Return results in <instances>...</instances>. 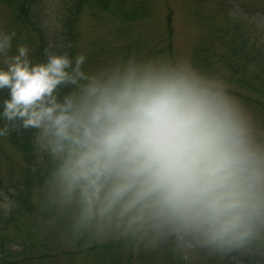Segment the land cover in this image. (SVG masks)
<instances>
[{
	"label": "clouds",
	"instance_id": "1",
	"mask_svg": "<svg viewBox=\"0 0 264 264\" xmlns=\"http://www.w3.org/2000/svg\"><path fill=\"white\" fill-rule=\"evenodd\" d=\"M41 56L0 23V142L27 135L43 227L68 247L166 250L176 264L264 256V115L190 57L130 52L92 65L42 0ZM0 187V214L16 208Z\"/></svg>",
	"mask_w": 264,
	"mask_h": 264
},
{
	"label": "rangeland",
	"instance_id": "2",
	"mask_svg": "<svg viewBox=\"0 0 264 264\" xmlns=\"http://www.w3.org/2000/svg\"><path fill=\"white\" fill-rule=\"evenodd\" d=\"M145 6L146 12L124 9L123 13L116 7L106 11L85 7L79 19L76 52H86L92 65L133 51L190 57L203 69L226 76L233 90L264 115V76L262 85L259 81L253 83L254 87L263 86L261 91L252 90L238 81L231 65L224 60L217 57L213 64L207 65L198 56L202 50L209 56L219 55L224 50L219 43L223 38L222 28L232 26L238 29H229L227 34L237 38L231 37L230 45L238 53H245L249 47L264 51V0H146ZM0 23L16 28L20 33L18 42H24L26 36L36 49L35 33L17 20L14 8L4 0H0ZM247 68L248 75H253L258 66L253 63ZM31 179L21 152L9 138L0 142V187L13 189L24 184L27 188L28 184L32 194L35 182ZM12 222L16 226L7 234L5 248L13 256L0 258V264H176L174 259L167 260L164 250L133 253L116 243L87 249L68 247L56 233L43 227L40 216L30 213ZM23 245L29 248L23 251ZM230 259L227 255L206 256L199 264H232Z\"/></svg>",
	"mask_w": 264,
	"mask_h": 264
},
{
	"label": "trees",
	"instance_id": "3",
	"mask_svg": "<svg viewBox=\"0 0 264 264\" xmlns=\"http://www.w3.org/2000/svg\"><path fill=\"white\" fill-rule=\"evenodd\" d=\"M8 5H10L15 10L16 18L22 25L28 27L36 35L37 44L35 49V57L37 59L42 58L41 52L44 44L47 41V37L44 29L41 27L40 13L41 8L44 6L42 0H4ZM146 0H62V11H63V23L64 32L63 37L66 42L72 44L71 51L75 54L78 42V24L80 15L87 6L98 7L101 10L106 11L111 7H116L121 12L130 10H136L135 12H146ZM227 7L223 8L226 9ZM132 13V12H130ZM231 29H238V26H232L222 28L223 38L219 41L224 49L219 55H207L203 52H198V56L201 61L205 62L207 65L214 63V58H219L231 65V70L234 76L238 77V81L243 85L247 86L252 90H259L258 86L254 87L253 83L259 81V84H263L261 81L262 76H264V51L257 52L253 51L252 47L248 50L245 49V53H238L234 46L230 45V38L234 40L237 38L229 36L227 31ZM234 44V42H233ZM203 53V54H202ZM239 59V60H238ZM211 61V62H210ZM253 63L257 64L258 69L253 73V75H248L249 70L247 67L251 66ZM239 65V66H238ZM261 91V90H259ZM7 95V91H0V98ZM12 144L21 152L24 164L28 169V175L32 177V181L36 185L40 182L42 177L38 173L33 172L32 164L34 160V155L32 151V146L27 135H17L13 133L9 137ZM27 184V183H26ZM15 191L12 193L16 200V208L10 215L0 214V258H11L13 255L9 254V251L5 248L7 242V234L9 231L15 228V222L12 221L18 217L30 213L34 216H40L36 204L31 199L32 194L30 188L27 184V188L24 184H20L13 187ZM29 248L28 245H23L22 250L25 251ZM165 256L167 260L173 259L170 253L166 250ZM228 259L233 261L232 264H264V256L247 254V253H231L228 254Z\"/></svg>",
	"mask_w": 264,
	"mask_h": 264
}]
</instances>
